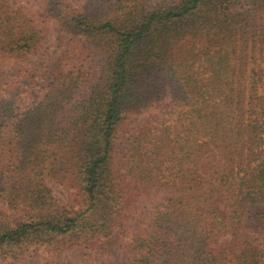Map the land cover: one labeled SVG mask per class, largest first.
Masks as SVG:
<instances>
[{"label": "trees", "instance_id": "1", "mask_svg": "<svg viewBox=\"0 0 264 264\" xmlns=\"http://www.w3.org/2000/svg\"><path fill=\"white\" fill-rule=\"evenodd\" d=\"M54 1L102 66L55 76L23 111L0 96V196L14 212L0 213V262L97 244L111 264L113 241L128 253L118 264H264V0H95L75 14ZM42 40L0 0L1 59ZM166 94L175 118L141 125L117 173L121 122ZM45 176L76 189L83 210L61 207Z\"/></svg>", "mask_w": 264, "mask_h": 264}, {"label": "rangeland", "instance_id": "2", "mask_svg": "<svg viewBox=\"0 0 264 264\" xmlns=\"http://www.w3.org/2000/svg\"><path fill=\"white\" fill-rule=\"evenodd\" d=\"M21 8L27 16H31L43 34V40L37 50L24 60L14 58H0V96L11 99L18 110L32 106L48 91L55 76L65 74L75 66L84 69L102 66L99 48L86 47L79 38L70 36L58 23L57 18L49 9V0H10ZM62 12L75 14L93 10L98 3L93 0H55ZM83 50V54H80ZM99 70L96 72L99 74ZM176 108L171 97H165L154 105H149L139 111L126 114L121 122L113 153V168L117 173H124L123 168L127 139L139 130L141 125L149 123L156 127L163 119H173ZM214 151L207 149L201 157V172L206 175L205 168L213 161ZM45 183L52 195L65 210L79 211L84 206L77 190L66 181H58L45 176ZM219 204L218 201L215 205ZM0 213L11 215L5 201L0 196ZM220 241H226L221 239ZM86 250L75 246H54L46 251L20 257L13 261H3L0 264H43L51 259L58 263L69 264H102L98 254V245H90ZM109 261L111 264L124 262L128 256L119 242L109 243ZM83 260V261H82Z\"/></svg>", "mask_w": 264, "mask_h": 264}]
</instances>
